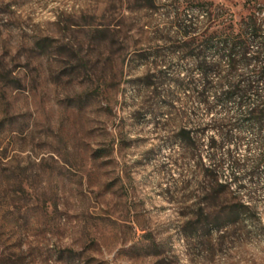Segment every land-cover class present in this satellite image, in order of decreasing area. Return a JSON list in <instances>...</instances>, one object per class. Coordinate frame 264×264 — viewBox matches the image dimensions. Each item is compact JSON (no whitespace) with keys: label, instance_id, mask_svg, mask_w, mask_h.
Masks as SVG:
<instances>
[{"label":"rangeland","instance_id":"rangeland-1","mask_svg":"<svg viewBox=\"0 0 264 264\" xmlns=\"http://www.w3.org/2000/svg\"><path fill=\"white\" fill-rule=\"evenodd\" d=\"M245 2L0 0V264H264L247 143L231 147L246 191L209 189L212 133L187 149L184 95L168 112L145 89L184 58L192 6L238 23Z\"/></svg>","mask_w":264,"mask_h":264},{"label":"trees","instance_id":"trees-1","mask_svg":"<svg viewBox=\"0 0 264 264\" xmlns=\"http://www.w3.org/2000/svg\"><path fill=\"white\" fill-rule=\"evenodd\" d=\"M244 7L247 15L234 23L217 14L218 7L213 4L192 6L184 20L189 31L180 38L184 39L180 49L184 58H174L154 73L145 89H151L155 99H168L169 104H159L168 112L177 111L174 94L184 95L188 121L181 122L177 139L187 149L196 151L200 134L212 133L205 144L206 153L196 155L203 177L211 181L209 189L224 192L233 183L235 191H246L239 184L240 162L231 147L247 143L248 156L243 163L248 162L244 176L248 175L250 196L264 189V0H246ZM193 8L198 12L196 17L190 15ZM180 59L185 61L182 66ZM164 88L166 95L158 93ZM216 113L224 117L194 121L198 115L208 119ZM244 132H248V140L240 135ZM227 172L230 184L222 180Z\"/></svg>","mask_w":264,"mask_h":264}]
</instances>
